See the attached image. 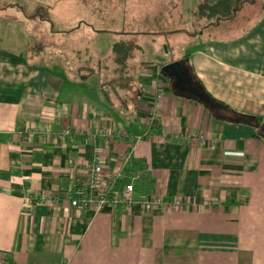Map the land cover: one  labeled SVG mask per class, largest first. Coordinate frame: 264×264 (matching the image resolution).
Masks as SVG:
<instances>
[{
	"label": "crops",
	"instance_id": "obj_1",
	"mask_svg": "<svg viewBox=\"0 0 264 264\" xmlns=\"http://www.w3.org/2000/svg\"><path fill=\"white\" fill-rule=\"evenodd\" d=\"M88 2L0 0L6 264H264V12L228 38L217 35L233 20L206 22L199 47L169 62L227 110L172 87L163 65L136 70L135 90L111 104L93 64L76 67L110 50L93 54V31L80 30L93 29L74 12ZM95 156L104 177L136 176L134 197L179 199L183 208H70L68 167Z\"/></svg>",
	"mask_w": 264,
	"mask_h": 264
},
{
	"label": "rangeland",
	"instance_id": "obj_2",
	"mask_svg": "<svg viewBox=\"0 0 264 264\" xmlns=\"http://www.w3.org/2000/svg\"><path fill=\"white\" fill-rule=\"evenodd\" d=\"M262 1L249 0L242 3L229 20H224H233L229 32L217 36L228 38L244 32L258 20ZM201 2L203 0H89L87 6H77L74 12L77 17L87 16L91 21L93 29H78L87 33L93 31V54L102 57L111 44L123 42L138 47L129 56L135 64L129 62L133 71L140 70L142 66L157 70L161 65L199 47V37L206 35L203 27L209 22L197 16ZM95 30L103 32L97 34ZM198 33L202 35L197 36ZM95 63V60L87 64L77 62L76 67L95 66ZM128 88L133 92L135 84L129 82ZM109 102L113 103L111 100Z\"/></svg>",
	"mask_w": 264,
	"mask_h": 264
},
{
	"label": "built area",
	"instance_id": "obj_3",
	"mask_svg": "<svg viewBox=\"0 0 264 264\" xmlns=\"http://www.w3.org/2000/svg\"><path fill=\"white\" fill-rule=\"evenodd\" d=\"M68 130H63L60 135L67 136ZM129 154L120 158L123 167L128 161ZM125 179L119 187L118 183ZM136 176L118 171L109 176L102 175L99 156H95L87 166L72 164L67 172V190L64 192V200L68 206L75 210L93 208L98 212L104 208L116 210L119 207L136 206L141 211L151 213L156 210L176 212L183 208V202L179 199H166L154 195H138L134 197L133 183ZM43 199L40 197V201ZM0 264H6L3 254L0 253Z\"/></svg>",
	"mask_w": 264,
	"mask_h": 264
},
{
	"label": "trees",
	"instance_id": "obj_4",
	"mask_svg": "<svg viewBox=\"0 0 264 264\" xmlns=\"http://www.w3.org/2000/svg\"><path fill=\"white\" fill-rule=\"evenodd\" d=\"M248 1L249 0H203L198 7L197 16L199 19L201 18L207 21H222L231 17L242 3ZM261 12H264V0L261 2ZM134 50H136V47L131 44L114 42L110 46L108 57L97 60L95 66H93L92 71L96 74L97 78L102 80L101 93L106 101H116L120 94L127 97L128 93H130L128 84L131 81L134 83L135 70L133 71L132 65L134 64L130 61L129 56ZM129 62L132 64L131 66ZM130 71L132 73H130ZM102 72L106 74L104 75ZM201 92L204 96L201 103L205 108L214 106L226 109L222 103L211 98L203 89ZM230 114L232 117H235L237 121L251 123V117L233 111H230Z\"/></svg>",
	"mask_w": 264,
	"mask_h": 264
},
{
	"label": "water",
	"instance_id": "obj_5",
	"mask_svg": "<svg viewBox=\"0 0 264 264\" xmlns=\"http://www.w3.org/2000/svg\"><path fill=\"white\" fill-rule=\"evenodd\" d=\"M160 74L167 79L173 81L172 87H175L181 92L190 94L193 98L202 101L204 99L200 89L193 86L188 78L186 71L181 67L180 63L175 61L166 64L160 68Z\"/></svg>",
	"mask_w": 264,
	"mask_h": 264
},
{
	"label": "flooded vegetation",
	"instance_id": "obj_6",
	"mask_svg": "<svg viewBox=\"0 0 264 264\" xmlns=\"http://www.w3.org/2000/svg\"><path fill=\"white\" fill-rule=\"evenodd\" d=\"M171 83H173V81H171Z\"/></svg>",
	"mask_w": 264,
	"mask_h": 264
}]
</instances>
